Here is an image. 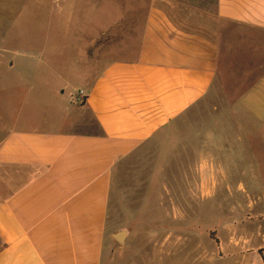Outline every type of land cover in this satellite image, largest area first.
<instances>
[{"label":"crops","instance_id":"obj_1","mask_svg":"<svg viewBox=\"0 0 264 264\" xmlns=\"http://www.w3.org/2000/svg\"><path fill=\"white\" fill-rule=\"evenodd\" d=\"M125 23L118 44L77 36L60 67L68 96L45 98L42 118H0V264H101L126 179L218 192L241 209L232 232L264 239V0H149Z\"/></svg>","mask_w":264,"mask_h":264},{"label":"rangeland","instance_id":"obj_2","mask_svg":"<svg viewBox=\"0 0 264 264\" xmlns=\"http://www.w3.org/2000/svg\"><path fill=\"white\" fill-rule=\"evenodd\" d=\"M185 1L208 5L212 0ZM143 4L149 0H0V118L28 109L42 118L45 98L68 96L69 89L60 87V67L72 58L77 36L99 33L100 47L118 44L130 26L125 21L140 18ZM64 47L70 48L62 51ZM9 59L15 65L4 69L3 61ZM126 182L129 192L127 200L119 201L122 209L107 214L101 264H264L259 259L264 247L247 246L250 239L254 246L261 244L263 237L251 225L232 232L241 209L227 207L218 192L194 200L187 198L182 183L178 191L173 188L176 178ZM123 228L128 234L119 243L112 234ZM241 234L249 237L246 246L239 242L232 247L234 236ZM221 241L227 247L221 248Z\"/></svg>","mask_w":264,"mask_h":264},{"label":"water","instance_id":"obj_3","mask_svg":"<svg viewBox=\"0 0 264 264\" xmlns=\"http://www.w3.org/2000/svg\"><path fill=\"white\" fill-rule=\"evenodd\" d=\"M127 234H128V230L123 228V229L117 230L114 234H112V237L119 243H124L127 237Z\"/></svg>","mask_w":264,"mask_h":264},{"label":"built area","instance_id":"obj_4","mask_svg":"<svg viewBox=\"0 0 264 264\" xmlns=\"http://www.w3.org/2000/svg\"><path fill=\"white\" fill-rule=\"evenodd\" d=\"M73 98H74L75 102L82 103L83 102V98H84V91L79 89L77 91V94Z\"/></svg>","mask_w":264,"mask_h":264},{"label":"trees","instance_id":"obj_5","mask_svg":"<svg viewBox=\"0 0 264 264\" xmlns=\"http://www.w3.org/2000/svg\"><path fill=\"white\" fill-rule=\"evenodd\" d=\"M217 242V241H216ZM263 262H264V258H263Z\"/></svg>","mask_w":264,"mask_h":264}]
</instances>
